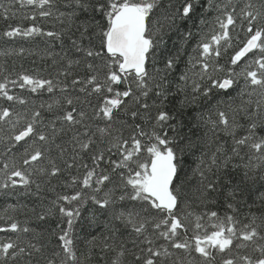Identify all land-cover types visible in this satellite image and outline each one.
<instances>
[{
	"label": "snow or ice",
	"instance_id": "6c2138e0",
	"mask_svg": "<svg viewBox=\"0 0 264 264\" xmlns=\"http://www.w3.org/2000/svg\"><path fill=\"white\" fill-rule=\"evenodd\" d=\"M0 20V264H264V0Z\"/></svg>",
	"mask_w": 264,
	"mask_h": 264
},
{
	"label": "trees",
	"instance_id": "16d2710c",
	"mask_svg": "<svg viewBox=\"0 0 264 264\" xmlns=\"http://www.w3.org/2000/svg\"><path fill=\"white\" fill-rule=\"evenodd\" d=\"M9 4V0H0V12L3 11V6H6ZM5 27V22L3 20H0V30H2ZM19 44H23L24 47L29 48V47H33L32 44L27 43V42H23V41H19L17 40V43L15 45H11L13 47L18 46ZM9 45H5L2 41H0V51H3L6 47H8ZM41 47H43V45H40ZM34 59H37L36 57H26V58H20V57H9V58H5L3 56H0V64H5L11 68V66L13 64H15L16 68L19 69L20 64L22 63L24 65L25 68H31L33 66H43V63L39 60H37V64L33 65L32 61ZM221 63H223V60L221 61ZM5 204L3 201H0V212L3 211ZM221 212H223V207L222 205L220 206L219 209Z\"/></svg>",
	"mask_w": 264,
	"mask_h": 264
}]
</instances>
